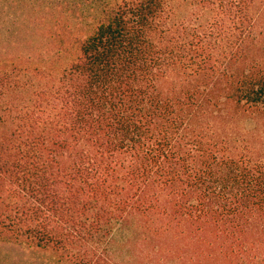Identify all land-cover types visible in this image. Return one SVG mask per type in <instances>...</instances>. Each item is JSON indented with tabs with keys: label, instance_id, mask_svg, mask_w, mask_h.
<instances>
[{
	"label": "trees",
	"instance_id": "16d2710c",
	"mask_svg": "<svg viewBox=\"0 0 264 264\" xmlns=\"http://www.w3.org/2000/svg\"><path fill=\"white\" fill-rule=\"evenodd\" d=\"M262 17L264 0H0V238L69 264H264V144L236 124L264 121ZM127 223L122 247L153 242L138 263L115 255Z\"/></svg>",
	"mask_w": 264,
	"mask_h": 264
},
{
	"label": "rangeland",
	"instance_id": "374dc122",
	"mask_svg": "<svg viewBox=\"0 0 264 264\" xmlns=\"http://www.w3.org/2000/svg\"><path fill=\"white\" fill-rule=\"evenodd\" d=\"M58 15L57 12L49 11L48 13V19L50 20V23H47L49 25L55 26L54 18ZM76 16V15H75ZM264 18V17H262ZM63 20V16H62ZM76 22V19H74ZM67 21L72 24V21L70 18H67ZM65 23V19L63 20V24ZM264 25V19H262V24ZM44 30V29H43ZM61 30V25L57 26L56 32ZM5 31V28L0 29V39L3 40L2 32ZM31 34V33H30ZM29 32H27V35H30ZM46 34L45 37H41L42 33L36 35V39L38 38L39 42L46 43V45H52V46H58L59 40L61 38V35H56V33ZM40 36V37H39ZM71 45L72 48L64 57L65 62H62L61 65H64L67 61L74 58L75 55L78 53V45L77 43L72 42L70 39H68V44ZM236 124L240 127L241 132L246 131L247 128H251L257 125L258 130L256 132V138L258 139V142H262L264 144V136L262 131L264 130V121L252 119V118H242L240 120H237ZM135 220H133L134 222ZM120 226V225H119ZM118 226V229L115 231L114 237L117 240V243L115 245V251L116 256L121 259L124 257L125 260L127 258L132 257L134 260H132L133 263H138L137 258L140 259L141 249H146V246L153 245L150 240L149 243H143L141 241H131L127 244V247H122L121 244H123L125 237V233L127 232V227H134L132 223H127L126 228H120ZM121 229V230H120ZM153 241V240H152ZM176 245V244H175ZM135 253V254H133ZM0 264H69L64 259H60L57 254L52 249H43L39 248L34 244H27V243H20L15 241H10L6 239L0 238Z\"/></svg>",
	"mask_w": 264,
	"mask_h": 264
}]
</instances>
